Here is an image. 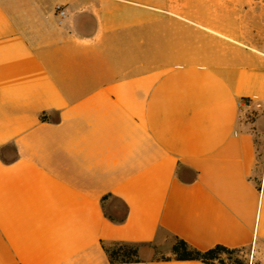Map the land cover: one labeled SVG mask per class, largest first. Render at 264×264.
Listing matches in <instances>:
<instances>
[{
	"label": "crops",
	"instance_id": "obj_1",
	"mask_svg": "<svg viewBox=\"0 0 264 264\" xmlns=\"http://www.w3.org/2000/svg\"><path fill=\"white\" fill-rule=\"evenodd\" d=\"M262 1L0 0V264H207L102 247L161 233L264 264Z\"/></svg>",
	"mask_w": 264,
	"mask_h": 264
},
{
	"label": "trees",
	"instance_id": "obj_2",
	"mask_svg": "<svg viewBox=\"0 0 264 264\" xmlns=\"http://www.w3.org/2000/svg\"><path fill=\"white\" fill-rule=\"evenodd\" d=\"M42 118H45L42 115ZM183 178L196 177V172L187 170ZM106 194L102 197V207L105 216L115 222L121 223L127 215L126 205L118 198ZM116 202H119L118 205ZM172 236V235H171ZM173 242L170 246V256L142 258L141 251L144 248H154V242H130V241H112L102 242V247L110 263H128L145 260H199L207 264H248L243 248H230L221 244L206 249L199 250L190 245L185 240L172 236Z\"/></svg>",
	"mask_w": 264,
	"mask_h": 264
},
{
	"label": "rangeland",
	"instance_id": "obj_3",
	"mask_svg": "<svg viewBox=\"0 0 264 264\" xmlns=\"http://www.w3.org/2000/svg\"><path fill=\"white\" fill-rule=\"evenodd\" d=\"M257 2V0H249V6L253 3ZM264 2V0L262 1ZM249 33L253 34L254 39L257 41L258 45H261L264 47V25L257 27L256 25H253L249 27ZM263 160L262 158H259L258 160V167L259 169L262 168ZM118 205H120L119 202H116ZM173 242V238L171 235L166 233H161L158 240L154 242V248H144L141 251L140 256L142 258H150V257H166L170 256V246ZM245 257L248 261V264L251 259V252L250 250L244 249Z\"/></svg>",
	"mask_w": 264,
	"mask_h": 264
},
{
	"label": "built area",
	"instance_id": "obj_4",
	"mask_svg": "<svg viewBox=\"0 0 264 264\" xmlns=\"http://www.w3.org/2000/svg\"><path fill=\"white\" fill-rule=\"evenodd\" d=\"M56 9H57L58 14H60V15L64 14V10L61 7H57ZM248 104H249V100L246 98H239L236 101V105H237L239 111H242L244 108H246V106Z\"/></svg>",
	"mask_w": 264,
	"mask_h": 264
}]
</instances>
